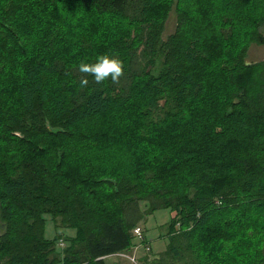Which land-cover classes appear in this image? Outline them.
Here are the masks:
<instances>
[{"label":"trees","instance_id":"16d2710c","mask_svg":"<svg viewBox=\"0 0 264 264\" xmlns=\"http://www.w3.org/2000/svg\"><path fill=\"white\" fill-rule=\"evenodd\" d=\"M79 1L87 11L126 22L133 28V42L127 44L123 74L116 81L109 78L97 83L91 74L61 60H39L27 68L26 79L19 83L20 106L5 110L0 118V141L16 140L36 149L15 161L0 159V255L6 259L4 264H107L106 256L137 244L134 229L161 209L180 210L183 224L192 229L173 235L162 258L150 256L153 263L222 261L216 247L212 259L202 261L191 243L194 234L219 214L243 208L264 214V135L245 146L251 126L264 128V60L250 63L247 59L252 45H264V0H165L166 10L158 17L155 11L160 10L162 0ZM46 3L32 2L30 16L33 10L39 13L37 22L46 15L40 13ZM32 5L24 0H0V41L11 38L18 16ZM256 5L261 6L260 13ZM173 12L176 28L166 36ZM235 15L241 24L227 22ZM212 34L218 38L210 40ZM208 45L221 65L203 110L207 86L193 67L206 58ZM145 62H151L150 66H143ZM84 79L87 83L82 85ZM138 81L147 83L144 95L154 108L158 95L167 96L172 99L170 111L190 119L192 131H174V150L161 151L165 164L143 166L142 172L147 168L152 176L142 181L133 176L141 167L138 162L126 161L119 170L104 160L105 147L92 144L80 152L86 164L98 163L94 167L87 164L86 178L58 172L57 168L67 166L65 151L54 142L45 153V142L58 136L74 138L78 127L129 105ZM211 106L214 110H208ZM220 116L224 123L217 128L212 122ZM236 117L244 122L234 126ZM198 119L203 121L196 127ZM262 131L257 128L254 134ZM133 140L131 135L127 148ZM231 146L240 151L229 158ZM191 149L196 156L188 154ZM184 163H191L190 168ZM157 176L158 180H152ZM108 197L117 204H109ZM143 202L149 205L147 211L141 208ZM47 215L57 231V227L69 228L77 234L47 238ZM61 241L66 246L59 252ZM246 260L247 264H264V246Z\"/></svg>","mask_w":264,"mask_h":264},{"label":"rangeland","instance_id":"374dc122","mask_svg":"<svg viewBox=\"0 0 264 264\" xmlns=\"http://www.w3.org/2000/svg\"><path fill=\"white\" fill-rule=\"evenodd\" d=\"M24 1L32 5V2L37 0ZM41 2L43 4L47 2L40 12L41 14L46 13V15L39 22L36 21L37 18H40L39 13L33 10V16H30L32 5L18 16L11 38L7 40L2 37L4 41H0V118L1 113L5 110L15 111L20 106L19 83L26 79L27 68L36 61L46 60L52 63L55 60H61L69 66L79 67L82 62L94 63L98 56L108 55L122 62L127 51V44L133 42V28L126 22L87 11L81 6L79 0H41ZM162 3L160 10L155 11L157 17L166 10L165 0H162ZM250 9H244V17ZM254 9L258 13L262 11L259 5L254 6ZM232 18H229L230 20L228 19L227 22L236 20L237 24H241L239 15ZM175 28L176 13L173 12L167 23L166 36L174 32ZM217 38V35L212 34L210 40ZM47 39L50 41L46 42ZM205 52L206 58L193 67L197 78L207 86L206 101L201 104L203 110L214 92V85L219 75L217 66L221 65L220 58L213 55L209 45ZM247 59L250 63L263 61L264 45H252ZM150 64L151 62H145L143 66H150ZM146 85L147 83L144 81L136 82L133 89V101L129 105L113 110L101 118H94L90 123L78 127L74 138L58 136L47 140L43 152L46 153L54 145V142L57 147L65 151V165L67 166L57 168L58 172L64 173L65 176L77 174L86 178L84 170H87V164L94 167L98 163L92 161L86 164L81 159L80 152L85 146L92 144L100 148L105 147L102 154L104 160L119 170H122L126 161H133L135 164L138 162L141 167L133 176L141 178L142 181L152 176L147 172V168L145 172H142L145 169L143 166L150 167L153 164L158 167L165 164L166 158L164 154H160L161 151H165L163 148H169V151L174 150L176 143L173 140L174 131L182 133L187 128L191 130L188 124L190 119L186 116L178 117L176 111H170L172 99L167 96L158 95L155 99L157 107L154 108L144 95L143 86ZM210 109L214 110V106L208 110ZM202 121V119H198L196 127ZM232 122L235 126L244 121L236 117L232 119ZM212 123L220 128V123H224L223 117L220 116L218 121ZM257 128L264 129L261 126H251L248 129L252 135L245 140L246 147L254 144L258 136L264 135V131L254 134ZM131 135L134 138L132 147L127 148L126 143L130 140ZM135 136L139 137L140 145ZM31 147L23 146L16 140L15 142L1 140L0 159L9 158L15 161L28 154L30 156L31 152L36 151ZM192 151L191 149L188 154L196 156V153H192ZM238 151L240 149L231 146L228 152L229 158ZM152 152L154 153L153 160ZM184 161L182 159L181 163ZM225 165H230V163H225ZM184 166L190 168L191 163H184ZM76 170L82 172L78 173ZM159 178L160 176H157L152 180ZM175 186L171 185V187ZM196 196L194 194V198ZM106 200L109 204H117L113 198L108 197ZM141 208L143 211H147L149 205L143 202ZM180 212L176 209H161L146 216L140 223L149 242L139 250L135 249L134 254L139 255V260L144 264H157L153 263L150 256L158 255L160 258L167 250L169 240L173 235L192 229L183 224V216L181 218ZM179 215L181 219L178 217ZM47 219V238L53 239L59 235L67 237L77 234L76 230L69 228L57 227L59 228L57 231L50 215H47ZM263 239L264 214L243 208L236 212L216 216L209 225L194 234L191 243L194 244V253L198 254L202 261L212 259V249L216 247L222 261L215 264H247L246 256L258 248H262L264 246ZM135 242L137 241L134 238ZM60 243L57 248L59 252L66 246L65 241H63V246ZM146 246L151 248L149 254H146ZM106 262L107 264H130V261L117 256L107 257ZM4 263H6V259L1 258L0 255V264ZM178 264L183 263L179 261Z\"/></svg>","mask_w":264,"mask_h":264},{"label":"clouds","instance_id":"9594fccd","mask_svg":"<svg viewBox=\"0 0 264 264\" xmlns=\"http://www.w3.org/2000/svg\"><path fill=\"white\" fill-rule=\"evenodd\" d=\"M81 73L91 74L97 83L107 79L116 81L123 74V64L120 60L108 55L98 56L94 63H84L79 65ZM80 83L86 84L87 80H81Z\"/></svg>","mask_w":264,"mask_h":264},{"label":"built area","instance_id":"2783aa9c","mask_svg":"<svg viewBox=\"0 0 264 264\" xmlns=\"http://www.w3.org/2000/svg\"><path fill=\"white\" fill-rule=\"evenodd\" d=\"M134 234H135V239H136V243L135 245H133L129 250H125V251H120L118 253H115V254H112L110 256H106L105 258L107 257H122L128 261H130V264H144L141 260H139L140 256L139 255H136L134 254V250L135 249H140L141 247L144 246L145 243V240L147 239L146 236L144 235V231H143V228L141 226H137L135 229H134ZM146 249V254H149L150 253V247L149 246H146L145 247ZM133 251V252H132Z\"/></svg>","mask_w":264,"mask_h":264},{"label":"bare ground","instance_id":"6f19581e","mask_svg":"<svg viewBox=\"0 0 264 264\" xmlns=\"http://www.w3.org/2000/svg\"><path fill=\"white\" fill-rule=\"evenodd\" d=\"M60 245H61V246H63V245H64L63 241L60 243ZM64 247H65V246H64Z\"/></svg>","mask_w":264,"mask_h":264},{"label":"water","instance_id":"95a60500","mask_svg":"<svg viewBox=\"0 0 264 264\" xmlns=\"http://www.w3.org/2000/svg\"><path fill=\"white\" fill-rule=\"evenodd\" d=\"M55 132L59 131V130H54Z\"/></svg>","mask_w":264,"mask_h":264}]
</instances>
